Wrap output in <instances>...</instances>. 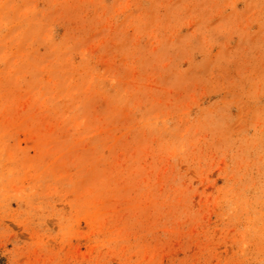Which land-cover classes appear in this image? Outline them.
Here are the masks:
<instances>
[{
    "label": "rangeland",
    "instance_id": "rangeland-1",
    "mask_svg": "<svg viewBox=\"0 0 264 264\" xmlns=\"http://www.w3.org/2000/svg\"><path fill=\"white\" fill-rule=\"evenodd\" d=\"M7 264H264V0H0Z\"/></svg>",
    "mask_w": 264,
    "mask_h": 264
},
{
    "label": "trees",
    "instance_id": "trees-1",
    "mask_svg": "<svg viewBox=\"0 0 264 264\" xmlns=\"http://www.w3.org/2000/svg\"><path fill=\"white\" fill-rule=\"evenodd\" d=\"M0 264H7L5 259L3 257L0 256Z\"/></svg>",
    "mask_w": 264,
    "mask_h": 264
}]
</instances>
